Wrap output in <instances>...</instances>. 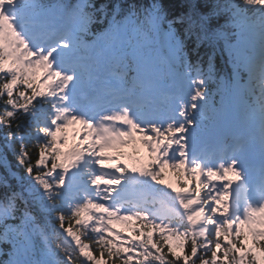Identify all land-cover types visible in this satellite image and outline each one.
Wrapping results in <instances>:
<instances>
[{
	"label": "trees",
	"instance_id": "1",
	"mask_svg": "<svg viewBox=\"0 0 264 264\" xmlns=\"http://www.w3.org/2000/svg\"><path fill=\"white\" fill-rule=\"evenodd\" d=\"M164 1V0H163ZM194 10L202 14L207 22L208 27L212 28L213 31L218 33L226 32L228 22L231 20L233 15L227 4L222 0H190ZM179 4L178 0L169 1V5L177 7ZM182 13V12H181ZM184 16L190 15L189 8L183 9ZM198 41L205 42L203 39V33L199 29ZM24 104L21 100L16 97V89L11 84L8 77L1 74L0 69V143L5 138H16L14 142V149L10 150L4 148L2 157H6L8 160H15L17 157L26 159L25 165L29 169H19L21 174L26 177L27 182L30 184L34 192L41 196L39 199L43 204V208H51L52 215L55 214V218L62 224L61 215L63 212L61 209H57L55 205L50 202H46L44 198L47 192V182L43 179L41 169H38L39 156L38 150L34 146H30L24 137L27 134L22 131V123H27L25 116H23ZM14 165V164H13ZM6 174L5 169H0V181L1 178ZM3 189V185L0 182V190ZM23 200V199H22ZM31 199H28L30 201ZM28 201H22L24 207H29ZM22 205L16 203L13 208H21ZM40 233L42 234V241L46 244H51L49 236L55 234L53 226H42ZM61 249L58 248L57 252ZM103 253V252H101ZM99 254V253H97ZM48 261V258H47ZM59 264H66L65 262H59Z\"/></svg>",
	"mask_w": 264,
	"mask_h": 264
},
{
	"label": "rangeland",
	"instance_id": "2",
	"mask_svg": "<svg viewBox=\"0 0 264 264\" xmlns=\"http://www.w3.org/2000/svg\"><path fill=\"white\" fill-rule=\"evenodd\" d=\"M52 14L55 15L56 12L53 11ZM252 28L255 30V32L257 34L261 33L260 31L256 30L254 27H252ZM10 31H11V28L9 29V31H7V29L3 30L1 32L2 38L4 39L6 44L11 45V46H17L18 45L17 41H19V43H20V42H22V40L15 39L14 35H12V33H10ZM150 40H151L150 37L145 38V42H150ZM165 42H167V48H169L171 41H170V35L168 33H167V36H165ZM97 46L103 47L101 43H99ZM83 47H84V45H83ZM110 48L111 47H109V46H104L102 49L107 50ZM228 48H229V51L232 52L233 54H235L237 57H240L241 54L243 53V44L240 41L228 46ZM94 51H95V49L92 50V52H94ZM145 60H147L150 63L149 59H145ZM145 79H148V80H146L148 82L154 81V79L151 76H149V77L146 76ZM164 86H165V84H161L157 88V90L162 89V87H164ZM182 87H183V89L187 90L186 85H182ZM164 88H166V87H164ZM145 96L147 97L148 95H145ZM241 107H242V105H241L239 93H233L232 97L229 100V104L224 109L223 115L221 116L217 126L215 128H213L211 131H209L207 135H202V137L200 138V142L204 141V138H210L213 141L216 139V137H217V135H219V133H226L228 130L227 122L230 121V119L234 115H242L240 113V111H242ZM170 108L173 109V111L176 113L177 108H176L175 102L173 104H171ZM231 108H234V110H230ZM143 116H144V114L141 115V117H143ZM102 129L103 130L101 131V134L104 137H106V139H107L106 141H108L107 142L108 147L113 148V149L119 147L121 144V137H120L119 133L116 132L114 129L109 128V127H103ZM95 132H96V130L92 127H88L85 130V134L87 136H91ZM185 133L186 132H181V135L183 136ZM195 145L196 144L194 143V144L188 146L187 148H185L183 150V152L186 153L187 157L192 155V153H194V151H196ZM171 147H174L175 154L178 155V153L180 152V145L176 143L174 136L171 137L170 141H167L166 144L162 145V147H161L162 153L168 151V149H171ZM152 149L154 152H157L158 151L157 145L152 144ZM139 164L141 165V163H139ZM134 170L136 172L137 177H141L143 175V171H144L143 167L137 165L136 169H134Z\"/></svg>",
	"mask_w": 264,
	"mask_h": 264
},
{
	"label": "bare ground",
	"instance_id": "3",
	"mask_svg": "<svg viewBox=\"0 0 264 264\" xmlns=\"http://www.w3.org/2000/svg\"><path fill=\"white\" fill-rule=\"evenodd\" d=\"M159 77H160V75H159L158 73H155V74L152 76V78H153L154 80H158Z\"/></svg>",
	"mask_w": 264,
	"mask_h": 264
}]
</instances>
